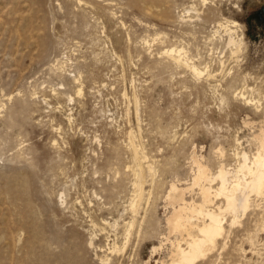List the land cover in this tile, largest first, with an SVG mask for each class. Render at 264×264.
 <instances>
[{
    "label": "rangeland",
    "instance_id": "obj_1",
    "mask_svg": "<svg viewBox=\"0 0 264 264\" xmlns=\"http://www.w3.org/2000/svg\"><path fill=\"white\" fill-rule=\"evenodd\" d=\"M262 9L264 0H0V264H170L169 243L151 249L167 233L164 195L176 176L190 179L193 149L213 170L221 146L229 168L237 148L256 151L252 138L264 127ZM188 10L196 21L184 24ZM224 17L243 30L238 58L223 69L214 62L218 74L209 80L168 65L161 51L181 39L208 58ZM215 44L219 52L223 43ZM59 61L71 75L80 66L82 96L56 70ZM245 76L259 104L234 99ZM130 136L145 171L137 214ZM197 192L187 198L198 200ZM256 199L258 208L235 227L227 223L219 249L200 264H264V197Z\"/></svg>",
    "mask_w": 264,
    "mask_h": 264
},
{
    "label": "bare ground",
    "instance_id": "obj_2",
    "mask_svg": "<svg viewBox=\"0 0 264 264\" xmlns=\"http://www.w3.org/2000/svg\"><path fill=\"white\" fill-rule=\"evenodd\" d=\"M201 1L203 2L204 6L208 3V0H201ZM190 11L191 10H188L186 14H182L183 16H181V21L184 24L185 23L187 24L189 21L191 22L193 18L194 20L196 19L194 15L190 14L193 11L191 12ZM197 17H199V15ZM217 23H218L217 28L213 30L214 32L209 39L210 47L207 50L208 58L203 56L199 51L196 54H193L187 43L183 42L182 41L183 39H181L176 43H171L167 45L165 50L163 52L161 51V53L166 56L168 65L170 64V62H173L177 68H182L186 71H189L193 76L194 80H200L203 78L209 80L218 74L217 73L218 71L212 67L214 62L217 61V63L220 65V69H223L229 58L231 57L238 58L239 53L243 52L242 50L245 46V37L243 30L241 29V25L237 21L228 19L226 17H224L222 21L220 20ZM221 31L223 32V34H221L222 33ZM166 36L167 34L162 36V39H164L163 37ZM217 42L223 43V48L219 52H217L218 48L215 44ZM145 43L147 44V46L150 45L148 40H145ZM64 63L65 62L59 61L56 64L55 67L56 70L60 72L61 76L63 75L68 76L69 83H71L74 87H76L77 95L82 96L83 71L81 70L80 66H77L75 74L71 75V72H68L67 71L68 69L65 68L66 66ZM173 74H175V71ZM229 74L232 75V68L230 69ZM231 75H230V79H231ZM240 81H241L240 86L239 84L238 86L236 85L235 89L230 87V90L234 89L232 91L233 93L232 95L234 99L240 101L243 100L245 103L251 105L252 102L255 101L254 91H253L254 89L253 88L248 89L249 85H247L246 76ZM53 91L56 94V89H54ZM60 93H63L64 95L66 94L68 96L69 101H73L74 99L73 95H71L70 93L68 92H60ZM32 96L37 97V92H32L31 97ZM225 99L227 98L225 97L224 101ZM43 101H46V98H43ZM224 101L222 103H224ZM256 102H258L257 104H259V101H255V103ZM257 104L255 105L254 108H258ZM137 105L138 104H136V106ZM137 109L138 108H136V110ZM69 120L71 121V116H69ZM245 123L249 124L250 121H246ZM138 130H140L139 127ZM130 139L131 140L129 141H131L132 143V139H133L132 136H130ZM237 143L240 146H242L240 142ZM252 144H254L256 148L255 152H253L252 150L253 153H249L248 151L244 150L243 147H241V149L237 148L235 152V156L237 157L238 161L235 164L236 166L235 167L233 166L234 168L233 167L229 168L227 163H225V160L223 159L225 157L223 146L217 148L215 152L219 153L220 161L218 162V165L216 166L215 170H213L209 160L207 161L204 155L198 156L197 153L195 152L196 150L193 149V153L191 155L192 169H191L190 179L188 178L189 180L186 181L185 179H180V177L176 176V178L170 182L168 190L164 195V199H165L164 202L166 203L165 206L170 209L169 213L167 212L168 214L165 220L167 233L163 235L159 245H154L152 247L151 250L153 254L155 253L157 254L159 251L163 250L164 246L169 243L171 245L170 257L172 260L170 264H200V261L202 259L204 260V258H206L208 254L213 252L219 246L220 240L224 239V237L228 233L226 224L228 223L230 227H235L236 224L241 221L240 218L243 215H245L247 212L251 211L253 207L256 205L255 204L257 200L256 198L264 197V127L263 126L259 129L257 133L253 135ZM54 145H57L56 141L54 142ZM132 146L134 149V153L131 160L132 162L130 165L127 166V168L129 171L131 170L135 176L134 178L136 180H134L133 182L134 188L136 189L138 188L139 190L137 193L136 192L137 190L133 189L136 192V196L131 200L130 203V207L133 213L137 214L139 212L141 198L143 196V190L145 185V179H144L145 171L143 169L142 159L139 153L138 146L137 145L135 146L134 143H132ZM144 156L147 159L149 158V156L147 155ZM152 163L149 168V171L153 173V175H155L157 169L155 170L154 166H152ZM157 164L158 163L156 162V165ZM196 189L198 190L197 193L199 194V199L198 200L195 199L194 195H192L194 197L192 198L190 197V199H188L187 194L193 192ZM61 195H63V193ZM64 198L63 199L60 198L62 199V201L60 200L62 203L65 202ZM154 207L155 206H153V208ZM259 212H261V210ZM118 224L119 222L118 223L115 222L114 226H117ZM134 225H135L134 220L129 221L127 223L126 226L127 239H129V235L131 234V230L134 228ZM110 227L112 226L110 225ZM141 227H143L142 224H140L139 226L140 230ZM256 229H254L253 231H255ZM155 231H157V229ZM142 233H144V230L142 231ZM229 233H231V230L229 231ZM138 234L140 235V233ZM174 234L176 235V237H174L175 239H172V235ZM94 238L95 236H92L89 242V245L92 248L96 247ZM183 241H185V243ZM116 246L114 250L118 249V246L117 247ZM114 250L111 252H114ZM101 260L105 262L108 260V258L107 256H103V259ZM144 264H151V262L149 260L148 261L146 260ZM161 264H165L164 261Z\"/></svg>",
    "mask_w": 264,
    "mask_h": 264
},
{
    "label": "water",
    "instance_id": "obj_3",
    "mask_svg": "<svg viewBox=\"0 0 264 264\" xmlns=\"http://www.w3.org/2000/svg\"><path fill=\"white\" fill-rule=\"evenodd\" d=\"M264 9L257 12V16L262 19L263 18Z\"/></svg>",
    "mask_w": 264,
    "mask_h": 264
}]
</instances>
